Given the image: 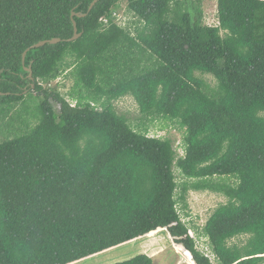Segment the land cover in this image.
I'll return each instance as SVG.
<instances>
[{
	"label": "trees",
	"instance_id": "obj_1",
	"mask_svg": "<svg viewBox=\"0 0 264 264\" xmlns=\"http://www.w3.org/2000/svg\"><path fill=\"white\" fill-rule=\"evenodd\" d=\"M93 1L0 0V264H71L161 228L196 264H215L177 208L189 189L227 197L195 228L218 264H264V0H217L215 25L198 0H99L88 13ZM73 11L88 14L69 41ZM68 70L76 104L44 88ZM126 95L185 129L184 156L131 126L114 104Z\"/></svg>",
	"mask_w": 264,
	"mask_h": 264
},
{
	"label": "rangeland",
	"instance_id": "obj_2",
	"mask_svg": "<svg viewBox=\"0 0 264 264\" xmlns=\"http://www.w3.org/2000/svg\"><path fill=\"white\" fill-rule=\"evenodd\" d=\"M196 1V0H195ZM198 3L204 12V22L208 24H217V0H198ZM120 12L117 13L118 24L125 26L131 17L130 13H127V3L125 1L120 4ZM69 70L64 73V75L59 76L56 80L50 82L51 84H45L44 88H52L64 95V97L72 104H76L80 101V96L78 94H73L70 91L73 89V79L68 78L67 75ZM199 76L205 78L208 83L213 87L216 86L217 81L211 74L197 73ZM29 78V77H28ZM32 81V80H31ZM33 83V81H32ZM27 81V84H31ZM34 87V86H32ZM25 94H28L31 89L25 87ZM35 89V88H33ZM33 94H37L33 90ZM89 100V99H87ZM85 100V101H87ZM24 103V102H23ZM23 103L19 102L14 108V111L22 110ZM40 103V99L37 97H31L28 101V113L34 117L38 116L37 106ZM55 103V102H54ZM116 110L126 116L133 128L139 132H146L150 136H155L159 138H168L172 141L174 148L177 152V157L185 155V129L181 127L178 123L172 121L168 118H157V119H147L139 110L138 104L131 95H126L114 101ZM95 106L101 107L100 102L94 103ZM56 107H59L55 104ZM13 114H16L14 112ZM31 116H28L30 119ZM12 119L8 121L13 122ZM34 121V120H33ZM34 123V122H33ZM5 138V135L0 129V141ZM175 173L177 181L180 185L186 182V177L182 174L180 168L175 166ZM218 180V179H217ZM221 181L230 182L231 179L220 178ZM182 192V186L179 188ZM178 190V191H179ZM180 194H177V198ZM227 201V197L219 192H214L211 190H193L189 189L185 193L184 199L178 200L177 208L182 215L183 220L190 227L189 233L194 236L197 241V247L203 253L207 254L215 264H218L216 260V255L214 254L210 241L207 236L199 235L195 228H198L199 232L203 231V228L208 221L213 210L221 203ZM247 235H241L232 238L229 243H245L247 241ZM172 237L167 233L165 228H161L157 232L146 235L136 241L132 240L126 244L117 246L115 249L109 252L102 253L98 256L90 257L87 260L79 261L72 264H113L117 261H122L128 259L138 253H147L153 259V264H196L190 256V252L184 247H175Z\"/></svg>",
	"mask_w": 264,
	"mask_h": 264
},
{
	"label": "water",
	"instance_id": "obj_3",
	"mask_svg": "<svg viewBox=\"0 0 264 264\" xmlns=\"http://www.w3.org/2000/svg\"><path fill=\"white\" fill-rule=\"evenodd\" d=\"M98 1H99V0H94V1L91 3V5H90V7H89V10H88V13L92 10V8L94 7V5H95ZM88 13H78V12H75V11L72 12V18H73V24H74V35H73L71 38L68 39L69 41L76 40L77 38H79V37L82 35V32H80L79 29H78V25H77V22H76L75 19H74V16H75V15H78V16H81V17H82V16H86ZM60 41H61V38H58V37L53 38V39L41 40L40 42L36 43V44L33 45L32 47H40V46L45 45L46 43H52V44H53V43H58V42H60ZM29 49H31V47L28 48V50H29ZM28 50H26V51L24 52V54H23V62H25V58H26V54H27ZM24 68H25L26 71L29 72V77L31 78V80L34 81L32 67H31V66H28V67H24ZM32 86H35V84L32 83ZM0 94H4V93H3V92H0Z\"/></svg>",
	"mask_w": 264,
	"mask_h": 264
},
{
	"label": "crops",
	"instance_id": "obj_4",
	"mask_svg": "<svg viewBox=\"0 0 264 264\" xmlns=\"http://www.w3.org/2000/svg\"><path fill=\"white\" fill-rule=\"evenodd\" d=\"M138 239H136V241H137ZM116 247H114V248H111V249H109V250H106V251H104V252H102V253H105V252H109V251H112L113 249H115ZM101 253V254H102ZM98 255H100V253L99 254H96V255H93V256H90V257H94V256H98ZM90 257H87V258H85V259H82V260H80V261H83V260H87V259H89ZM79 262V261H78ZM74 263H77V262H74ZM72 264V263H71Z\"/></svg>",
	"mask_w": 264,
	"mask_h": 264
},
{
	"label": "clouds",
	"instance_id": "obj_5",
	"mask_svg": "<svg viewBox=\"0 0 264 264\" xmlns=\"http://www.w3.org/2000/svg\"><path fill=\"white\" fill-rule=\"evenodd\" d=\"M34 83V82H33Z\"/></svg>",
	"mask_w": 264,
	"mask_h": 264
}]
</instances>
